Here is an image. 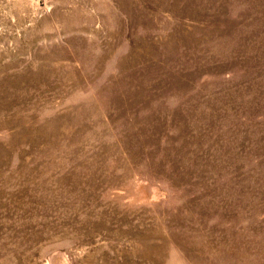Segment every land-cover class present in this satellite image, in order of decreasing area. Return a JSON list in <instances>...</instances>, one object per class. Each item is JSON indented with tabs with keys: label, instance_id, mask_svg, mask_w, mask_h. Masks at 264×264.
Wrapping results in <instances>:
<instances>
[{
	"label": "rangeland",
	"instance_id": "374dc122",
	"mask_svg": "<svg viewBox=\"0 0 264 264\" xmlns=\"http://www.w3.org/2000/svg\"><path fill=\"white\" fill-rule=\"evenodd\" d=\"M0 264H264V0H0Z\"/></svg>",
	"mask_w": 264,
	"mask_h": 264
}]
</instances>
